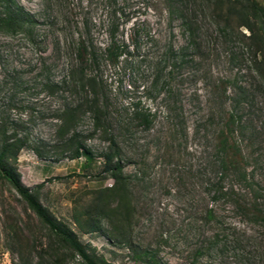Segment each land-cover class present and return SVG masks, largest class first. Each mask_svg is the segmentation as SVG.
Listing matches in <instances>:
<instances>
[{
    "label": "rangeland",
    "instance_id": "374dc122",
    "mask_svg": "<svg viewBox=\"0 0 264 264\" xmlns=\"http://www.w3.org/2000/svg\"><path fill=\"white\" fill-rule=\"evenodd\" d=\"M234 3L0 0V14L16 4L34 18L0 31V126L28 143L14 166L95 258L264 264V46L228 16ZM253 24L263 35L264 15ZM111 43L126 50L116 62ZM111 137L128 176L123 201L97 195L115 183L105 170ZM110 200L120 214L107 217L99 210ZM76 214L99 230L81 229ZM54 254L85 264L0 178V264H53Z\"/></svg>",
    "mask_w": 264,
    "mask_h": 264
},
{
    "label": "trees",
    "instance_id": "16d2710c",
    "mask_svg": "<svg viewBox=\"0 0 264 264\" xmlns=\"http://www.w3.org/2000/svg\"><path fill=\"white\" fill-rule=\"evenodd\" d=\"M235 13L239 18V27H246L249 29L252 32V35L250 36L252 40L258 45L264 46V25L262 29L263 35H260L255 29V24H253V18L255 16H258L259 13L264 15V7L258 5L255 0H235V3L228 10V16H234L233 14ZM33 22V16L26 12L24 8L15 4L14 7L9 8L8 11L0 14V31L15 34L24 28L30 27ZM105 51L109 57V60L113 62H116L126 53L125 49L121 50L116 46L115 43H111ZM97 58L98 57L95 53L91 55V61L93 63L97 60ZM92 103L95 112L96 125L99 127L104 112L98 105L99 102H97V100L93 101ZM80 108L81 107L79 106L73 109H67L65 113L74 118V116L80 112ZM143 116L144 122L149 125L151 122L149 115L145 114ZM70 140V145H76L72 157H81L84 154V150L86 151V149L84 144L80 141L79 134L74 133ZM225 142L226 141H223V144H225ZM27 144V139L25 137L19 136L16 132L10 133L9 129L6 128L5 125L0 126V178L8 182L11 187L16 190L28 208L39 218L42 225L47 228L51 236L54 237L55 241L60 243L62 247H65L69 251V254L72 258L78 255L85 264H108L105 260L95 258L67 226H63L62 223L57 222L52 217V215L41 204L37 197L36 189L40 188L41 185H38L36 189L33 190L23 184L20 174L17 172L16 167L14 166V163L16 162L21 150L26 147ZM225 148L226 146H224L223 149L225 150ZM39 154L42 156L41 153ZM104 158L105 170L106 172L110 173L115 183L112 185V188H106L99 191V193H97L99 197L98 200H102L106 194L110 193L113 196H119V198L121 197V201H123L129 193L128 176L124 173V167L121 160V151L113 137L110 138V151L104 154ZM221 164L222 167H226V161H222ZM110 205L111 200L110 202H105L104 206H102L103 208L99 210L100 213L107 217L110 215V213L115 215L117 213L120 214V206H118L116 209L110 210ZM75 220L78 226L86 232L99 230L98 223L93 225H91L90 221L83 223L79 214L75 215ZM118 226L120 227V225ZM119 227L116 226L115 229L118 230L120 229ZM54 256L55 259L53 260V264H62L57 254H54ZM145 264L155 263L152 261H147Z\"/></svg>",
    "mask_w": 264,
    "mask_h": 264
}]
</instances>
